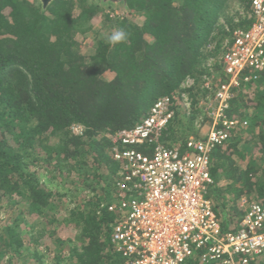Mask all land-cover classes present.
Returning a JSON list of instances; mask_svg holds the SVG:
<instances>
[{"label":"trees","instance_id":"16d2710c","mask_svg":"<svg viewBox=\"0 0 264 264\" xmlns=\"http://www.w3.org/2000/svg\"><path fill=\"white\" fill-rule=\"evenodd\" d=\"M91 1L53 0L43 11L33 0H0V203L17 198L22 214L39 218L43 229L50 226L56 255L67 248L68 264H123L111 245L119 215L106 211L117 194L120 168L111 158L112 137L139 124L161 97L177 101L181 93L196 91L194 100L198 92L207 93L201 87L209 73L197 69L204 49L214 42L219 55L225 25L232 32L250 21L232 26L225 11L233 0H126L127 18L115 27L127 31V42L113 47L101 38L84 53L75 40L78 33H94L90 20L100 7ZM237 1L249 8L252 0ZM131 15L142 23L130 21ZM187 79L193 85L185 90L180 85ZM227 115L239 125L211 153L214 183L206 198L222 232H234L242 197L264 206V75L237 91ZM176 118L160 142L183 149L192 133L173 126ZM73 126L82 133H72ZM138 150L149 153L145 146ZM238 153L250 160L237 164ZM43 173L71 184V192L49 189L41 183ZM226 178L231 183L220 185ZM82 191L89 195L80 198ZM65 196L74 200L71 210L64 207ZM23 222L18 218L0 233V259L9 254L6 264L27 251L19 231ZM62 224L74 227L73 239L55 235L51 226ZM197 259L185 264H199ZM257 264H264V256Z\"/></svg>","mask_w":264,"mask_h":264},{"label":"built area","instance_id":"2783aa9c","mask_svg":"<svg viewBox=\"0 0 264 264\" xmlns=\"http://www.w3.org/2000/svg\"><path fill=\"white\" fill-rule=\"evenodd\" d=\"M120 17L118 11L108 12ZM250 25L234 29L219 57L221 69L206 76L202 106L209 120L204 137H190L184 148L160 142L174 119L175 102L155 100L146 117L111 139L112 160L120 164L116 196L106 211L119 215L111 245L123 264H257L264 256V206L242 197L234 232H222L207 189L212 151L225 143L237 119L227 112L237 91L264 75V0H252ZM242 126L246 123L242 122ZM149 148V153L138 150Z\"/></svg>","mask_w":264,"mask_h":264},{"label":"rangeland","instance_id":"374dc122","mask_svg":"<svg viewBox=\"0 0 264 264\" xmlns=\"http://www.w3.org/2000/svg\"><path fill=\"white\" fill-rule=\"evenodd\" d=\"M32 1V0H31ZM35 3V7H41L38 0H33ZM91 0H85L84 4L91 3ZM95 4H98L100 10L92 17L90 22H92L94 29V33H85L83 35L77 34L75 42L78 44V48L82 52H88L95 48L102 39H107V36L112 33L115 27L116 21L124 20L127 14L126 9L123 8H114L112 6H103L100 3V0H95ZM93 2V3H94ZM237 0H233L232 3L228 6V9L225 11L226 15L230 17V22L232 26L234 24L239 23L241 20L247 21L249 19V8L241 7ZM113 9H116L120 15V17L110 18L108 16V12H111ZM80 12L79 5L76 7V2L74 6V13L78 15ZM130 21H135L137 24L142 23V18L137 15H131ZM121 19V20H120ZM224 24L223 20H220ZM232 28V27H231ZM231 28L225 25V32L223 39V45L218 50V52H222L223 47L227 44L228 35L227 32H231ZM102 38V39H101ZM205 55L201 59L200 63L197 65V69H205L210 74L211 72L216 71L214 69L215 65L219 64V55L215 54V43L211 42L207 45L204 49ZM218 71V70H217ZM206 76H203V79ZM193 85V81L190 79L185 80L180 87L182 89H189ZM196 91L191 93L183 92L180 95V99L175 102V114L174 117L177 115L176 120H174L173 126L178 128H185V130L189 133H192L190 137L194 138H202L205 136L209 129V120L207 119L206 115L203 111L202 103L205 98L208 97V93H197V98L194 100L191 98L192 94H195ZM196 100V104L194 105L193 102ZM72 133L75 135H79L82 133V127L80 126H73L71 129ZM189 137V138H190ZM249 151V150H248ZM234 160L238 164H242L243 160H250L249 157L239 158L238 156H233ZM41 183L46 185L51 190H56L60 194H68L70 193L71 184L68 182H62L61 179L53 178L50 174H42L40 176ZM231 181L226 178L220 185H227L230 184ZM80 188V186H79ZM89 193H85L82 191L80 194V198L87 197ZM254 200H257L254 198ZM71 197L65 196L63 197V204L67 210H71L74 203ZM258 201V200H257ZM79 201H77L78 203ZM259 202V201H258ZM61 213H63V209L61 207L58 208ZM24 210V206L18 202L17 198H14L12 201L0 203V233L4 227L11 225L14 221L18 218L23 219V223H20L19 231H22V240H23V249L27 251H21L22 255L20 257H14L13 263L14 264H68L65 260L67 256V248H63L59 255H61L62 260L56 259L58 254L56 255V248L54 243L52 242L51 238L48 237V229L49 227L43 229L44 226L41 224L38 225V221L40 220L36 216H27L22 214ZM51 229H54L55 235L61 239H73L76 230L72 225H59V226H51ZM9 255V254H7ZM7 255L0 259L1 264H6L7 262Z\"/></svg>","mask_w":264,"mask_h":264},{"label":"clouds","instance_id":"9594fccd","mask_svg":"<svg viewBox=\"0 0 264 264\" xmlns=\"http://www.w3.org/2000/svg\"><path fill=\"white\" fill-rule=\"evenodd\" d=\"M128 40V33L123 28H116L110 35L107 36V43L115 47L118 44L126 43Z\"/></svg>","mask_w":264,"mask_h":264},{"label":"water","instance_id":"95a60500","mask_svg":"<svg viewBox=\"0 0 264 264\" xmlns=\"http://www.w3.org/2000/svg\"><path fill=\"white\" fill-rule=\"evenodd\" d=\"M41 6V9L46 10L53 0H38ZM101 5L103 6H112L114 8H123L126 9V0H100Z\"/></svg>","mask_w":264,"mask_h":264}]
</instances>
